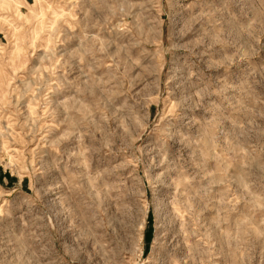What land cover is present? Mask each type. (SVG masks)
I'll return each instance as SVG.
<instances>
[{
	"label": "rangeland",
	"instance_id": "rangeland-1",
	"mask_svg": "<svg viewBox=\"0 0 264 264\" xmlns=\"http://www.w3.org/2000/svg\"><path fill=\"white\" fill-rule=\"evenodd\" d=\"M0 264H264V0H0Z\"/></svg>",
	"mask_w": 264,
	"mask_h": 264
}]
</instances>
